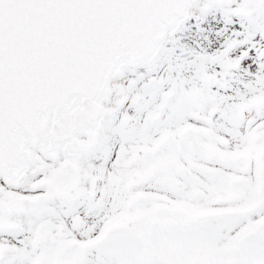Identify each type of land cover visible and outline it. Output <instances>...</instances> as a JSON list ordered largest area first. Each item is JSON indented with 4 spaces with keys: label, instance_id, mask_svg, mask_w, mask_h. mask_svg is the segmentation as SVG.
Listing matches in <instances>:
<instances>
[{
    "label": "snow or ice",
    "instance_id": "obj_1",
    "mask_svg": "<svg viewBox=\"0 0 264 264\" xmlns=\"http://www.w3.org/2000/svg\"><path fill=\"white\" fill-rule=\"evenodd\" d=\"M0 264H264V0H0Z\"/></svg>",
    "mask_w": 264,
    "mask_h": 264
}]
</instances>
